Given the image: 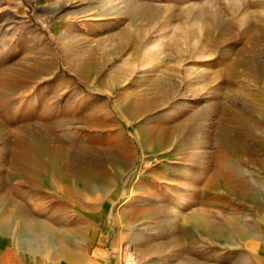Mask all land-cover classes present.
Here are the masks:
<instances>
[{
	"label": "rangeland",
	"instance_id": "rangeland-1",
	"mask_svg": "<svg viewBox=\"0 0 264 264\" xmlns=\"http://www.w3.org/2000/svg\"><path fill=\"white\" fill-rule=\"evenodd\" d=\"M224 132L264 152V0H0V163L6 139L49 136L62 167L113 174L145 210L116 264L202 260L181 200Z\"/></svg>",
	"mask_w": 264,
	"mask_h": 264
},
{
	"label": "crops",
	"instance_id": "crops-1",
	"mask_svg": "<svg viewBox=\"0 0 264 264\" xmlns=\"http://www.w3.org/2000/svg\"><path fill=\"white\" fill-rule=\"evenodd\" d=\"M220 140L213 137L218 148L203 156L196 183L185 187L197 191L181 200V236L202 242L198 264H264V152H254L247 138L238 144L231 132ZM4 144L0 264H116L109 243L130 236L133 219L145 210L121 203L127 191L113 174L80 169L76 161L62 167L61 142L54 137L26 135ZM147 210L155 214L156 204ZM125 216L128 228H122Z\"/></svg>",
	"mask_w": 264,
	"mask_h": 264
},
{
	"label": "built area",
	"instance_id": "built-area-1",
	"mask_svg": "<svg viewBox=\"0 0 264 264\" xmlns=\"http://www.w3.org/2000/svg\"><path fill=\"white\" fill-rule=\"evenodd\" d=\"M124 252V251H123ZM124 254H125V252H124ZM123 264H124V261H123Z\"/></svg>",
	"mask_w": 264,
	"mask_h": 264
},
{
	"label": "bare ground",
	"instance_id": "bare-ground-1",
	"mask_svg": "<svg viewBox=\"0 0 264 264\" xmlns=\"http://www.w3.org/2000/svg\"><path fill=\"white\" fill-rule=\"evenodd\" d=\"M78 75V74H77ZM62 157H63V155H62ZM60 158H61V156H60Z\"/></svg>",
	"mask_w": 264,
	"mask_h": 264
}]
</instances>
